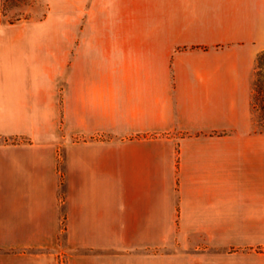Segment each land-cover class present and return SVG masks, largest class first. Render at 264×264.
Listing matches in <instances>:
<instances>
[{
  "label": "crops",
  "instance_id": "crops-1",
  "mask_svg": "<svg viewBox=\"0 0 264 264\" xmlns=\"http://www.w3.org/2000/svg\"><path fill=\"white\" fill-rule=\"evenodd\" d=\"M44 3L41 20L0 24V250H52L69 232L59 101L79 135L142 147L79 153L82 252L67 264H167L179 256L142 244L159 245L168 224L264 223L261 154L229 147L260 138L249 104L264 0Z\"/></svg>",
  "mask_w": 264,
  "mask_h": 264
},
{
  "label": "rangeland",
  "instance_id": "rangeland-1",
  "mask_svg": "<svg viewBox=\"0 0 264 264\" xmlns=\"http://www.w3.org/2000/svg\"><path fill=\"white\" fill-rule=\"evenodd\" d=\"M45 12L44 0H0V24L15 23L30 18L38 21L45 16ZM59 103L55 127V152L58 154L61 183L71 185L68 194L62 188L59 192V202L64 203L63 206H66L67 201L70 203L69 232L60 235L52 250H0V264H67L68 256L81 253L82 249L78 247L77 242V185L84 175L83 170L79 175V168L83 169L84 164L90 160L83 156L79 157V153L142 150L140 145L129 143L128 139L110 142V138L103 133L90 138L79 135L76 116L71 113L70 118H63L61 101ZM253 130L255 133L254 127ZM229 147L232 151L245 147L247 151L255 150L261 154V167L259 170L256 169L252 178H255V182L261 184L264 189V134H260L259 140L246 144L231 141ZM67 166L69 173L65 170ZM122 170L119 172V177L123 182H127L130 171L125 167ZM63 175L66 177L63 178ZM248 179L249 177L231 176V182H247ZM101 182L105 181L101 180ZM236 194L238 193L231 192V195ZM235 198L232 200L233 205L238 202V198ZM63 217L64 220L67 219L65 212ZM63 224L65 226V221ZM64 229L66 230V227ZM142 246L147 247L151 252L160 251L166 255L179 256L178 261H167V264H264V223H195L181 226L168 224L164 241H160L159 245L147 241Z\"/></svg>",
  "mask_w": 264,
  "mask_h": 264
},
{
  "label": "trees",
  "instance_id": "trees-1",
  "mask_svg": "<svg viewBox=\"0 0 264 264\" xmlns=\"http://www.w3.org/2000/svg\"><path fill=\"white\" fill-rule=\"evenodd\" d=\"M250 89L249 106L255 133L264 134V50L255 56Z\"/></svg>",
  "mask_w": 264,
  "mask_h": 264
}]
</instances>
